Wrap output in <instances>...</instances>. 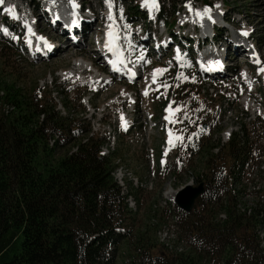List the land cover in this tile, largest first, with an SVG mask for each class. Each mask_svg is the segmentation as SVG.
I'll return each instance as SVG.
<instances>
[{
  "label": "trees",
  "instance_id": "1",
  "mask_svg": "<svg viewBox=\"0 0 264 264\" xmlns=\"http://www.w3.org/2000/svg\"><path fill=\"white\" fill-rule=\"evenodd\" d=\"M52 101L37 92L26 96L0 76V264H115L122 241L125 264H264V200L249 209L230 183L231 175L241 181L249 154L239 134L219 153L211 148L196 179L207 186L198 208L190 214L176 209L181 239L191 249L170 253L150 237L151 226L136 236L130 229L114 233L127 227L132 212L111 161L101 155L104 141L72 146L88 131L57 113ZM49 129L63 137L60 148L77 151L56 159Z\"/></svg>",
  "mask_w": 264,
  "mask_h": 264
},
{
  "label": "rangeland",
  "instance_id": "2",
  "mask_svg": "<svg viewBox=\"0 0 264 264\" xmlns=\"http://www.w3.org/2000/svg\"><path fill=\"white\" fill-rule=\"evenodd\" d=\"M44 1H34L33 4L37 5L36 8L33 4L27 6L29 0H9L7 6L21 5V7H24L23 10L26 15L28 14L30 22L32 21L31 17L35 14L37 25L38 21L41 22L39 29L51 39L61 40L55 31L46 26L48 24H45L44 17L39 19L40 14L45 16L40 11ZM78 1L87 5L89 9L94 7L97 16L101 19L106 4L108 2L112 4L114 0ZM115 1L119 6L118 16L128 20L130 29L131 25H134L137 26L135 32L138 33L141 27H144L146 31H153V26L145 21L146 16L144 13L141 18L128 17L129 13L140 12L139 7H143L144 0ZM157 1L162 6L164 16L157 24L156 29L163 31L164 25L169 27L177 19L175 32L171 29L172 31L169 30L168 33L172 35V32H174L182 36L183 40L192 41L194 33L191 25L179 29L186 20L191 21L194 25L203 21L204 15L200 17L199 21L185 18L192 0ZM209 2H212L215 9H222L223 7L224 10L227 9L226 14L231 18L230 23L234 25V30L239 26L241 28L248 26L255 32V39L258 43L260 41L261 51L264 54V0H210ZM16 10L13 15L16 14ZM191 10L194 12L201 11L194 8H191ZM20 13L25 14L23 11L19 12L17 10V14ZM2 14H6V11L1 9ZM15 22L20 25L23 21L20 17ZM102 24H99L98 28ZM17 30L25 33V30L20 26L17 27ZM94 30L96 28L92 31ZM93 33L87 30L84 45L76 47L74 44V48L60 52L57 56L43 62L29 60L25 54L26 49L22 45L23 41H18L17 36L12 38L14 48L7 47L2 41L6 37L1 34L0 76L3 82L16 86L26 96L32 97L37 92L40 96L53 99L52 105L56 107V110L64 114L71 124L77 126L78 129L94 131L100 127L105 128L107 132H115L118 149L111 162L113 167L120 169L116 173V177L125 176L124 178H127L128 183H131L134 179H139L145 185L150 186L153 184L152 192L140 191L136 194L137 207L131 214V224L129 222L127 227L124 228L127 231L128 229L131 230L132 235L130 236L139 235L151 226L153 230L151 229L150 237L157 242L156 224L173 226L176 218L179 220L175 204L169 198L170 192H177L187 184L197 186L196 179L201 173H204L202 171L205 168L204 162H206L211 148L216 147L220 142L224 143V136L227 132H233L234 136L238 133L246 143V139L242 135L245 126L249 131V144L250 141L256 142L257 147L254 148V158L250 166L246 168L244 180L239 183L238 188L242 190L241 196L243 197L244 206L249 207V209L255 208L264 200V194L260 195L258 203L255 197H252V194L256 192L255 186L264 184L259 176L254 177V180L252 179L259 164L264 162V120L262 123H258L261 128H259L260 126L255 128L256 122L253 121V115L249 113L251 111L242 106L241 98L246 90L238 77L243 76L244 71L247 72L245 66H238L239 72L233 80L205 83L196 66L186 73L177 72L173 60L174 55L170 53L159 61L157 57L153 59L152 66L143 70L139 86L131 88L125 83L115 82L112 83L107 92L92 96L89 87L81 82L84 77L92 74L90 68L82 76L80 74L72 76V74V77H67L68 73L74 69V64L77 61L85 60L93 63L94 67L98 68L100 58L94 53L97 47L93 43ZM195 33L199 35L198 31ZM222 41L225 42L224 38H222ZM195 42V48L197 49L198 44L197 41ZM184 50L192 53V55L195 53L194 49L189 47H185ZM153 70L160 71V80L157 84L162 87V91L155 92L149 98L143 97V90L148 87L149 75ZM93 76L90 77V80ZM253 77L254 80L258 78L255 74ZM102 79L107 78L102 77ZM243 82H247L244 77ZM155 86L152 87L153 91L156 88ZM256 89L258 90L256 96L259 100H262L261 103L263 104L264 81L261 84L257 82ZM124 90L134 92L136 97L134 108L130 102H125V96L117 101L116 96ZM168 106L173 107L176 112L173 123L170 125L164 122L165 108ZM129 117L132 119L133 124L137 126V133L126 139L117 130L121 129L123 121H126ZM121 122L122 125H120ZM166 127H170L172 132L178 136V142L172 148L168 158L163 157L161 152L166 140ZM254 128L255 132L252 131ZM80 138L81 136L72 146L79 142ZM69 150L71 151V148L62 149L59 146L55 150V158L59 159ZM222 168L226 171L229 169L225 165ZM261 176L264 178L263 174ZM166 194L170 201L166 198ZM196 208H198V204ZM259 229L264 233V226ZM175 232L187 250H190L187 241L181 239V232L177 230ZM168 234L174 236L171 235L169 229ZM126 244L127 241H122L116 245L118 254L115 264H125L128 256L124 253L126 252ZM262 247L264 246L262 245Z\"/></svg>",
  "mask_w": 264,
  "mask_h": 264
},
{
  "label": "bare ground",
  "instance_id": "3",
  "mask_svg": "<svg viewBox=\"0 0 264 264\" xmlns=\"http://www.w3.org/2000/svg\"><path fill=\"white\" fill-rule=\"evenodd\" d=\"M49 1V0H48ZM52 2H54V1H52ZM108 5V4H107ZM109 6V5H108ZM189 7H191V6H189ZM23 8L24 7H21V5H18V4H16L15 6H11V5H9V6H7V4H6V9H8L7 11L8 12H11V14H13V12L17 9L19 12H22L23 11V13H25L24 12V10H23ZM50 8V7H49ZM192 8V7H191ZM195 9V8H194ZM67 10H70V9H67ZM93 10H95L94 9V7H93ZM195 10H201V9H195ZM96 11V10H95ZM96 13H97V11H96ZM19 15H21V17H22V20H23V24L25 25V26H27V27H29V31L30 32H34V28H33V26H34V24L33 23H31L30 22V18H28L29 16H28V14L26 15V13L25 14H19ZM70 15V13L69 14H67L66 13V16L68 17ZM202 15H204V12L201 10V11H199V12H194V11H192V10H190L189 11V13L186 15V17L185 18H189V20H192V21H196V20H198L199 21V19H201L200 17L202 16ZM45 16H46V14H45ZM42 17H44V15L42 16ZM71 17V16H70ZM203 19V18H202ZM217 18H216V16H213L212 17V20H216ZM56 20V19H55ZM99 20V19H98ZM75 23V22H74ZM110 23H113L114 25L116 24L115 23V21L114 22H110ZM198 24V23H197ZM200 24H202V22L200 21ZM116 26V25H115ZM205 32V29H203V33ZM68 41V40H67ZM98 58H100V56L98 55L97 56ZM96 57V58H97ZM99 60V59H98ZM89 68H90V70H92L91 68H94L95 69V67H94V65L93 64H91V63H89V62H87V61H85V60H81V61H77L75 64H74V69L72 70V72H70V73H68V76H71L72 74H80L81 76L82 75H84L85 74V72L86 71H89ZM97 72H99V71H97ZM67 75V74H66ZM245 77H246V80H247V82H248V85H253V83H252V81L251 80H253V78L252 79H250V78H248V76H247V74H245ZM100 78H101V75H99L98 76V74L97 75H94L93 76V78L91 79V81L92 82H95V81H99L100 80ZM155 79V75L153 74L152 75V78H151V80H154ZM102 80H106V79H102ZM242 104H243V107L245 108V109H249V110H255V104H254V102L251 100V97H250V95L249 94H246V95H244V97L242 98ZM250 113V112H249ZM252 114V113H251ZM168 115H172V113H170V114H168ZM106 152H108L107 150H105ZM130 175V174H129ZM170 200H172L173 202L172 203H174V199H175V196H176V192H170ZM166 198H167V194H166ZM168 199V198H167ZM169 200V199H168ZM169 200V201H170ZM158 235H159V237H160V241L162 242V243H164L165 244V246L166 247H169L170 249H173V247H174V244H173V240L172 239H174V236H170L169 234H168V229L166 228V227H164L162 230H160L159 231V233H158Z\"/></svg>",
  "mask_w": 264,
  "mask_h": 264
},
{
  "label": "water",
  "instance_id": "4",
  "mask_svg": "<svg viewBox=\"0 0 264 264\" xmlns=\"http://www.w3.org/2000/svg\"><path fill=\"white\" fill-rule=\"evenodd\" d=\"M206 192L205 184L200 183L197 186L188 184L177 191L175 203L180 210L185 213H191L195 208L197 200Z\"/></svg>",
  "mask_w": 264,
  "mask_h": 264
},
{
  "label": "snow or ice",
  "instance_id": "5",
  "mask_svg": "<svg viewBox=\"0 0 264 264\" xmlns=\"http://www.w3.org/2000/svg\"><path fill=\"white\" fill-rule=\"evenodd\" d=\"M3 4V0H0V5ZM144 5L148 7H157L156 0H144ZM8 9H6L7 11ZM111 18V17H110ZM6 32V30H5ZM247 32H244L243 35H247ZM159 71V70H158ZM261 71H264V69H261Z\"/></svg>",
  "mask_w": 264,
  "mask_h": 264
}]
</instances>
